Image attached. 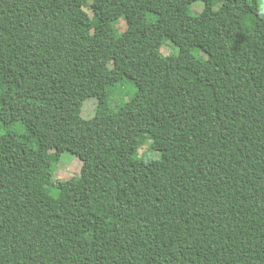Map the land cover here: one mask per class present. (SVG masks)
I'll list each match as a JSON object with an SVG mask.
<instances>
[{"label":"trees","instance_id":"trees-1","mask_svg":"<svg viewBox=\"0 0 264 264\" xmlns=\"http://www.w3.org/2000/svg\"><path fill=\"white\" fill-rule=\"evenodd\" d=\"M0 264H264L262 0H0Z\"/></svg>","mask_w":264,"mask_h":264},{"label":"rangeland","instance_id":"rangeland-1","mask_svg":"<svg viewBox=\"0 0 264 264\" xmlns=\"http://www.w3.org/2000/svg\"><path fill=\"white\" fill-rule=\"evenodd\" d=\"M262 2L264 5V0H262ZM203 8H204V3L201 1L195 2L192 6L193 12H199ZM121 19L122 20L120 21V24L119 22L115 24V27L118 33L123 32L127 28V25L125 23L126 20L124 18H121ZM162 50L165 54H170V53L178 52L179 48L173 42L167 40L165 41ZM95 100L97 99H95L94 97H91L87 99V101L85 102L83 106V111H82V114L84 117L89 118L90 116L93 115L95 106L97 104ZM147 147L148 146H145L142 149V151L146 149ZM81 167H82V161L80 158H78L77 156L73 155L70 152H64L62 155V159L56 168V177L57 178H70L71 176L78 174L81 170Z\"/></svg>","mask_w":264,"mask_h":264}]
</instances>
